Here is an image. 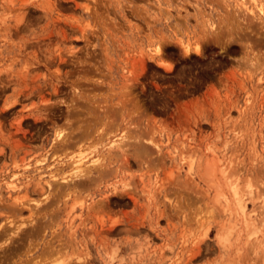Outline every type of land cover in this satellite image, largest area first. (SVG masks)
<instances>
[{"label": "rangeland", "instance_id": "rangeland-1", "mask_svg": "<svg viewBox=\"0 0 264 264\" xmlns=\"http://www.w3.org/2000/svg\"><path fill=\"white\" fill-rule=\"evenodd\" d=\"M253 1L0 0V264H264Z\"/></svg>", "mask_w": 264, "mask_h": 264}, {"label": "bare ground", "instance_id": "bare-ground-1", "mask_svg": "<svg viewBox=\"0 0 264 264\" xmlns=\"http://www.w3.org/2000/svg\"><path fill=\"white\" fill-rule=\"evenodd\" d=\"M238 1V0H237ZM251 1H253V0H251ZM244 2H245V0H241V2H240V5L241 6H244V8H245V4H244ZM254 2V1H253ZM247 7V6H246ZM253 8H255L254 6H253ZM248 9V8H245V10H247L248 12H250V13H253V10L254 9ZM258 12H259V14H260V16L262 17V19L264 20V9H262L261 7L259 8L258 7ZM120 142V141H119ZM122 142V141H121ZM117 146L116 144H115V142H112V144L110 145V147H113V146ZM119 146V145H118ZM84 157H80L79 159H77L76 161H74L73 162V164L75 165V166H73L72 168H71V176H70V178L69 179H71V178H73L74 176H78L79 174L80 175H85L86 173H88L89 172V170H90V168L88 167V168H82L84 165H85V161H84ZM97 160L98 159H95V160H92L91 161V163L93 164V163H96L97 162ZM97 164V163H96ZM14 176H12V178H13ZM50 179L51 180H56V177L52 174L51 175V177H50ZM59 179H61V178H59ZM12 180V181H11ZM8 183H7V188L6 189H8V190H10L11 192H16L17 190H19V185L17 184V178H15L14 180L13 179H11ZM62 181H64V182H66V183H68V176H66V177H62V179H61ZM49 184V183H48ZM231 187H230V190L233 192V195H234V197H236V199L238 200V202H237V207H239L240 206V203H241V199L238 197L239 195V190H238V192H237V187L238 186H235V184H229ZM66 186H68L69 187V185L68 184H66ZM233 197V198H234ZM235 199V201H237ZM240 201V202H239ZM238 204H239V206H238ZM244 205V204H243ZM243 205L242 206H240V208L242 209V214H244L243 213V211H244V209H243ZM240 208H238V209H240ZM245 208V207H244ZM249 213V212H248ZM245 214H247V213H245ZM220 233V232H219ZM220 236H222V235H220Z\"/></svg>", "mask_w": 264, "mask_h": 264}]
</instances>
